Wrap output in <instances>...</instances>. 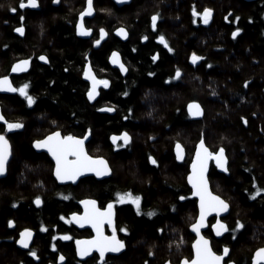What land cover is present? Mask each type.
Segmentation results:
<instances>
[{
    "label": "trees",
    "instance_id": "trees-1",
    "mask_svg": "<svg viewBox=\"0 0 264 264\" xmlns=\"http://www.w3.org/2000/svg\"><path fill=\"white\" fill-rule=\"evenodd\" d=\"M42 1L43 8L32 14L24 40H20L11 33V25L2 23L11 19L9 11L16 0H0V73L17 46L20 50L24 46L27 51L44 48L50 60V67L29 72L32 95L36 97L32 108H27L23 97L0 96L5 119L24 124L15 132H7L13 156L6 177L0 180V236L24 226L41 230L43 224L50 230L57 213L65 211L66 206L54 203L51 195L49 164L31 148L32 141L51 131L54 121L56 127L74 135L90 130L92 142L89 145L93 148L90 151L95 156L110 152L108 133L116 132L121 126H132L130 120L122 124L117 115L98 113V104L104 103L106 96L102 95L100 103L94 105L84 96L85 87L76 70L81 64L79 50L85 44L73 38L66 24L70 13L63 4L70 0H60L58 7L50 5L52 0ZM132 6L126 18L135 28L146 24V9L154 13L157 8L169 30L165 38L177 57L185 56L189 60L195 53L201 59L193 68L188 66L181 80L184 84L172 88L163 86L160 79L171 71L176 59L163 54L157 63L160 72L148 79L142 67L150 64L147 59L150 40L140 44L137 37L133 38L138 39V51L130 59L142 61L139 68L143 73H138L139 87L132 88L130 95L116 105L121 110L132 109L137 116L133 121L137 119L139 124L131 127L134 132L130 152L120 151L111 157L114 173L110 179L95 183L97 189L93 191L106 196L112 189L118 192L139 189L145 196L144 213L155 209L157 214L149 220L147 215L136 218L129 208L122 210L121 222L128 226L130 238L120 264H145V261L178 264L181 259L190 257L193 237L188 228L195 220L196 208L189 201L181 203L178 197L187 199L190 194L184 182L190 161L189 147L202 136L211 150L217 151L222 146L226 151L228 172L218 174L210 165L208 178L210 188L229 203L231 210L223 220L230 230L222 239L215 241L210 231L206 236L215 252L219 253L227 245L235 264H251L255 250L264 247V192L250 198L258 188L264 189V0L255 3L149 0L145 10L135 4ZM201 7L214 10L213 22L208 28L196 29L190 25L189 12L191 8ZM224 16H228L229 24L223 26L220 22ZM237 27L242 31L233 40L230 34ZM245 81H248L247 87ZM213 89L216 95H212ZM146 92L150 93L148 97H145ZM189 100L200 104L204 113L202 119L193 121L188 116L185 101ZM3 130L0 127V131ZM174 142L185 147L187 164L179 165L174 161L171 154ZM147 154L158 161L157 168L149 166ZM36 196L42 198L41 208L32 205ZM170 202L176 206V211L172 210ZM188 209L190 214L186 212ZM10 219L15 221L11 231L7 229ZM237 220L245 227L233 233L231 229L235 228ZM38 239L44 248L46 240L43 236ZM180 241L177 248L176 243ZM18 256L13 246L0 238V264H19Z\"/></svg>",
    "mask_w": 264,
    "mask_h": 264
},
{
    "label": "flooded vegetation",
    "instance_id": "flooded-vegetation-1",
    "mask_svg": "<svg viewBox=\"0 0 264 264\" xmlns=\"http://www.w3.org/2000/svg\"><path fill=\"white\" fill-rule=\"evenodd\" d=\"M149 0H130V2L128 4H124L121 7L117 6V4L115 3V1L113 0H93V6H94V14L91 18H83V23H84V27L86 28H91L92 29V33L90 38L84 39L81 35H78L76 32V28H75V24L79 18V14L81 11L84 10V8L86 7V0H80V2L78 0H73V1H68L67 3L63 4L64 6H66V9H68L69 13H70V17L67 19L66 24L70 27L71 31H72V36L73 38L78 42H81L85 45L82 46V48H80L79 52H81L82 56H81V61L79 64L78 69L76 70V73L80 79V81L82 82V84L84 85V96L87 99L86 96V92L87 89L89 87V83L85 80L84 76H83V68L85 66V64L87 63H91L92 65V69L95 72V74L99 77V78H106L110 81V86L108 88H103V86L100 87L99 89V94H98V98L96 99V101H88V103L90 105H94V104H98L101 101V96L103 95L105 97V102L104 103H100L98 104V108L97 111L99 114H103L105 116H114L117 115L118 116V120H120V122L123 124L126 122V120H130V122H132V126L134 127L135 125L138 126V121L137 119L133 121V119L137 118V116L133 115V111L131 113H129V110H121L119 109V105L118 104L119 101L127 98L130 93L132 92V90L135 87H139L137 81V77H138V73H143L144 75L149 79L152 78L153 75L155 74V72L159 73V67L157 66V63L160 61L159 58L162 57L163 54H166L168 57L172 56L174 57V59H176V63L174 65H172L171 67V71L166 72L160 79L161 85L163 86H170L175 87L177 85L181 86L182 84H184V81L182 80V76L184 75V73H187V68L188 66H190L191 68H193L198 62L199 60L193 64L190 57L188 58L189 60L185 59V56L183 57H177L176 53L174 52V49L172 52H169L167 50V48L164 47L163 44H161L158 40L157 37L160 34H163L165 36L166 32H168L169 30L164 26V18L163 16H161L160 14V19L158 20V28L156 31H153L152 27H151V16L154 13H160V11L156 8L154 13H150L148 12V10L146 9V15L145 17L146 19V24L144 25V27H134L130 20H128L126 17L127 15H130L129 13V9L130 7H133L132 5H136V6H141L142 10H145L146 4L148 3ZM257 1V0H255ZM20 3L21 0H16L15 4H13L12 9L15 8L16 11H12V9L9 11V20H4L2 23L3 25H11V33L17 37L20 40H24V37L26 35V33L24 32L23 36H19L17 33H15L14 28L20 26L21 24H23L25 31L29 26V23L31 22V20H33L32 14L36 13L37 11H40L43 8V1L42 0H38V4L39 7H37L36 9H31L29 7H24V8H20ZM60 3V0L58 3H53V0L50 2V5L52 7H58ZM245 3V2H244ZM25 4H26V0H25ZM45 4H48L47 1L45 2ZM202 8V7H201ZM101 9H111V13L106 12V11H101ZM205 8H191L189 15L192 16L191 19V26H193L196 29L202 28V27H210L212 22H213V17H214V10L212 9V17L209 20V23L207 25H205L202 22V13L204 11ZM137 10V9H136ZM195 11L196 15L193 14V12ZM137 15H140V13H138ZM23 16L24 20L21 21L20 17ZM228 16H224L222 18V22H220V24L224 25H228L229 22L227 20ZM124 26L126 27L127 31H128V36H127V40L126 41H122L120 40L119 36L116 33V29ZM181 29L184 28V26L180 25ZM216 26H219L216 24ZM235 26V24H234ZM103 27L106 29V31L108 32V35L101 40V44L96 47V45L93 44V41L95 39H99L100 38V33H99V29ZM143 36H147L148 39L147 40H142L141 37ZM134 37H137L140 41V44H145L148 42V40H150L151 43V51H149L148 54V60L150 62L149 66H144L142 67V71H140L139 65H141L140 62L142 61H133L132 59H130V56H136L137 54V41L138 39H133ZM167 40V39H166ZM127 43H129L127 45V47L125 48L124 45H126ZM26 44V43H25ZM24 43L22 45H25ZM18 47V46H17ZM16 47V48H17ZM14 48L12 49V51L10 52V57L8 62L6 63V65L4 66V68L2 69L0 76L3 75H7L9 76L10 80L13 83L14 87H19L22 84H29V92L32 95L33 93V88L31 87V79L29 76V72L32 70H36L37 72L40 71V69H42V67L48 66L50 67V60L48 57V53L47 50L44 48H39V50H35V49H29V51H27L25 49L24 46H22V49L20 50V48ZM135 48V51H133V49ZM113 51H117L120 54V59L122 60V62L126 65L128 71L121 73L120 69L118 67V65H113L110 62L109 57L111 56V53ZM87 54V56L85 55ZM40 55H45L48 58V62L45 61H41L39 60V56ZM153 55H157L158 58L153 61L152 57ZM25 58H31L30 59V64L29 66V70L23 73H20L18 75H12L11 74V67L12 65L17 62L18 60L21 59H25ZM177 68L180 69L181 71V77L180 78H174L175 77V73ZM101 69H103V71H101ZM149 73H153V75H149ZM166 81H168L166 83ZM133 88V89H132ZM127 91L128 95L124 96L122 95L123 92ZM12 96H17L18 98L21 97L18 93H14ZM193 101H185V111L187 113V105ZM196 102V101H194ZM36 104V102L34 103ZM34 104L29 107L28 105L27 108L30 109L34 106ZM107 107H114V112L113 113H100L99 110L103 109V108H107ZM1 108V105H0ZM119 109V110H118ZM2 111V108H1ZM2 115H3V111H2ZM4 116V115H3ZM188 116L190 117V115L188 114ZM125 117H128L127 119H125ZM191 118V117H190ZM192 119V118H191ZM134 125V126H133ZM1 130L4 129V127L0 126ZM128 128V127H122L119 128L116 132H110L108 133V143L110 146V152H104L103 151V155H98L99 157H104L107 161L108 164L111 168V173L110 176L108 178L105 179H97L95 177V175H88L85 177H81L77 180V182H75L74 184L69 182L66 184L63 183H59L55 176H54V163H52V161L49 159L48 155L46 153H40L34 150L33 148V143L31 145V148L34 150L35 153L37 154H41L45 161L49 164V168H48V174H49V179L51 181V195L54 198V203L56 202H61L64 204V206H66L64 213L58 212L56 215V222L53 223L51 225V229L47 231H42V230H34L28 226H24L20 229H18L17 231H15L14 233L11 234H5L3 236H0V238L2 239V242H6V244H9L11 246H13L15 252H18L20 256H18V260L17 262L19 264H21V261H23V264H56L57 261V257L60 254H63L65 256V261L63 262V264H101L100 261V257H99V253L96 250H93L92 252L89 253L88 256L86 257H79L76 255V245H75V240L76 239H81V240H86V239H90L91 237L95 236V231L94 229L91 227V225L88 224H84V225H80L77 224L76 222H74V219L72 217V213H83L84 211V206L80 203L81 200H85V199H94L97 202V207L103 209L107 206V204L110 201H115L116 200V193L118 192L117 189H112L111 194L110 195H103V194H98L97 192H94L93 190L97 189V186L94 185L95 183H99L101 181H105L110 179L111 175L114 173V167L111 160V157L115 154L118 153L120 151H129V148L132 146L133 143V138H132V134L134 132V128ZM57 130H61L63 132V134L67 135L70 132L64 131L62 130V128L60 127H56V123L53 124L51 131L48 132L47 134H45L43 137L47 136L48 134H50L53 131H57ZM16 130H12L9 132H15ZM127 131L129 133V135L131 136V142L128 145H124L123 141L121 139H119L117 141L116 144H113L111 142V137L112 136H116L119 137L123 132ZM72 134V133H71ZM85 134H87L89 136L88 138V142L85 145V149L88 152L89 155L96 157L95 155H92L91 152L93 151V148L90 147V143L92 142L91 137L92 134L90 131H86V133L84 134H75L77 136H85ZM42 137V138H43ZM8 138V137H7ZM41 138V139H42ZM10 142V141H9ZM33 142V141H32ZM177 142L171 143V154L172 157L174 158V161L181 165V164H187V159L188 157L186 156V152H185V157L186 159L184 160V162L182 163H178L176 158L174 157V145ZM11 144V143H10ZM117 145H120L119 147H117ZM11 149H12V144H11ZM92 150V151H90ZM13 156V154H12ZM150 155L147 154V159ZM12 159V158H11ZM11 162V161H10ZM190 161L187 164V167L189 166ZM148 164L150 167H154L157 168V165H153L149 159H148ZM9 167V165H8ZM189 168L186 171V174L184 176V179L186 178V175L188 174ZM8 172V170H7ZM7 175V173H6ZM5 175V176H6ZM4 179V178H3ZM2 180V179H0ZM89 181L90 183L86 184L85 182ZM93 182V183H92ZM186 188L189 189V187L186 184V179L184 180ZM131 191L134 195H140L142 197L141 199V215H137V211L136 208L130 204V203H115L114 204V208H113V222H114V226L117 230V237L119 239H122L125 241L126 247L124 248V250L119 253V254H112L113 252H106L105 253V258H104V264H120L123 259H122V255L124 254V252L126 251V249L128 248L127 245L129 244V231L127 233L124 232H120L119 228L127 226L124 223L121 222V213L122 210H124L125 208H129L132 211V214H134L136 216V218H142L145 217V214H143L146 211V207L144 206L143 200H144V193H142L139 189L138 190H133L132 189H124L121 190V192H129ZM57 193H63L64 195H69V199L65 200L62 198V196L57 195ZM180 197V196H179ZM178 197V201H180L181 203L184 202H191V204L195 205V210L196 213L197 212V207H196V201L192 198V193L190 190V194L189 196H187V199L184 200H180ZM34 201V200H33ZM34 208H41L42 204L40 206H36L34 203L32 204ZM173 203H170V207L172 208ZM191 212V210H190ZM64 216L65 219L61 220L60 217ZM197 217V216H196ZM146 218H148L146 216ZM153 217H149L148 219L151 220ZM196 219V218H195ZM195 221V220H194ZM193 221V222H194ZM223 221V219H222ZM191 222V224L193 223ZM224 222V221H223ZM214 223V219H211L208 223V229L204 232V236L206 238H208L206 236V232L210 231V233H212L211 231V225ZM225 223V222H224ZM226 224V223H225ZM24 228H30L33 231V238L31 239L32 243L29 246V248L27 249H20L17 244L15 243V240L19 238V233L21 230H23ZM128 228V226H127ZM7 229L9 231L14 230V226L12 228L9 227V225H7ZM103 231L105 235H112L113 232V227L109 226L107 223L104 224L103 226ZM63 234H69L70 236L73 237V239L71 240H63L61 238V236ZM213 234V233H212ZM192 235V234H191ZM44 237V240H46L45 242V247H42L41 241L38 239L39 237ZM56 236L57 239L53 240L52 237ZM192 237L194 238V236L192 235ZM209 239V238H208ZM213 239H215V241H220L217 240L214 237L213 234ZM193 240V239H192ZM210 240V239H209ZM52 244L56 245L57 250L54 251L51 247ZM210 244H211V240H210ZM191 245V243H190ZM212 246V244H211ZM222 250L217 254L222 253ZM30 249H36L37 251V256L39 257V259H35L32 256H30L28 253L30 251ZM213 249V247H212ZM214 251V250H213ZM215 252V251H214ZM192 254V249L190 247V257ZM253 257V256H252ZM185 259V258H184ZM182 260V259H181ZM180 260V261H181ZM179 261V263H180ZM230 260L229 259H225L223 264H228ZM170 263V262H168ZM178 263V264H179ZM232 263L234 264V262L232 261ZM172 264V263H170ZM251 264H252V259H251Z\"/></svg>",
    "mask_w": 264,
    "mask_h": 264
},
{
    "label": "snow or ice",
    "instance_id": "snow-or-ice-1",
    "mask_svg": "<svg viewBox=\"0 0 264 264\" xmlns=\"http://www.w3.org/2000/svg\"><path fill=\"white\" fill-rule=\"evenodd\" d=\"M59 0H53V3H58ZM125 0H117V3H123ZM27 6H31L33 8L39 7L38 0H21L20 8H24ZM12 11H16L15 8ZM94 11L93 0H86V7L83 11L80 12L79 18L75 24L76 32L78 35L87 36L92 33L91 28L84 27L83 18L86 15H92ZM101 11H106L111 13V9H101ZM196 15L195 11L193 12ZM212 9L205 8L202 15V22L207 25L211 18ZM21 21L24 20V17H20ZM160 19V13H154L150 20H151V27L153 31H156L158 28V20ZM14 31L20 35H23L25 32V28L23 24L14 28ZM43 32V28H41ZM242 30L237 27L232 32V37L236 38L237 35ZM100 38L95 39L93 44L99 46L101 44V40H103L107 35L108 32L105 28L101 27L99 29ZM116 33L123 38H127L128 31L126 27L121 26L116 29ZM142 40H147V36L141 37ZM157 40L164 45L165 48L169 52H172L173 49L169 47L168 42L163 34H160L157 37ZM7 47V45H5ZM135 51V48L133 49ZM87 56V54H85ZM158 58L157 55H153L152 59L155 61ZM31 58H25L18 60L15 62L12 67V72H20L26 68L30 64ZM111 63L113 65H118L120 72L124 73L127 72L128 69L126 65L120 59V54L117 51H113L111 56L109 57ZM193 64H195L198 60L201 59L197 54L193 53L190 57ZM39 60L48 62V58L45 55H40ZM211 67V65H209ZM67 70V69H66ZM103 71V69H101ZM149 75H153V73H149ZM83 76L90 81V85L87 89L86 96L88 101H93L97 95L99 94V89L101 86L103 88H108L110 86V81L106 78H99L92 69L91 63L85 64L83 68ZM181 71L177 68L175 77L180 78ZM168 81H166L167 83ZM244 86H248V81L244 82ZM0 91H9L18 93L21 97H23L29 107H31L36 102V97L30 94L29 92V84L25 83L21 86L14 87L12 81L9 79V76L3 75L0 76ZM122 95L127 96L128 92L125 91ZM150 95L149 92L145 93V97ZM212 95H216L215 89L212 90ZM189 112L194 116L202 115V109L199 103L197 102H190L188 104ZM195 109V111H193ZM101 111H114V107H107L106 109H100ZM133 110L129 109V113ZM148 115L151 116L152 112L149 111ZM128 117H125L127 119ZM243 119V118H242ZM0 121H3L5 127L3 131H0V176H3L7 173L8 165L10 163V158L12 156V149L7 138V132L12 130L21 129L24 127L22 122H9L5 119V117L0 114ZM55 123V121L53 122ZM245 123L247 121L245 120ZM90 131V130H89ZM85 136H77L74 134H63L61 130L53 131L47 136L43 137L42 139L34 140L33 147L36 149H46L47 152L51 155L53 160L55 161L54 167V176L57 181H76L82 174L84 173H94L97 177H102L105 174L111 172V168L108 164V161L104 157L99 156H91L85 149ZM118 138L116 136L112 137L113 143L116 142ZM119 139H122L124 145H128L131 142V136L127 131L123 132ZM120 145H117L119 147ZM175 152H176V160L180 161L183 160L182 155V146L179 142L175 144ZM149 161L153 165H158V161L152 157L151 155L148 157ZM212 159L215 161V164L218 168L222 169L224 172H228L227 167V157L226 151L224 147H220L217 151L213 152L208 149L203 139V136L200 142L196 146L195 157L191 163V172L189 173L187 180L188 183L192 186V194L199 199V216L195 219V222L190 225V227L196 232L197 240L193 243L192 247L194 249V255L191 258H185L181 261V264H221L224 256L229 254V248L227 245L224 246L222 253L217 254L213 251L212 247L210 246V241L206 239L203 235L200 234V229L204 225L206 218L209 213H216L219 216L220 213L227 211L230 207L229 203L222 199L219 195L213 194L212 191L209 189V182L205 176L207 171L208 161ZM260 192H264V189L258 188L255 193L252 194L250 198H255L259 195ZM57 195L62 196L63 199H69V195H64L63 193H57ZM141 199L140 195H134L131 191L129 192H117L116 193V200L110 201L107 206L103 209L97 207V202L94 199H85L81 200L80 203L84 206L83 213H72V217L77 224L84 225L88 224L95 231V236L91 237L90 239L81 240L76 239V255L83 258L89 255L94 249L99 253L101 264H104V258L106 252H113L118 253L121 252L126 247L125 241L119 239L117 237V230L114 226L113 222V208L115 203H130L132 204L137 211V215H141ZM180 200H184V196L179 197ZM33 203L37 206H40L43 201L40 196H36L34 198ZM13 207H16V204H13ZM173 211H176V206L173 205ZM148 217L155 216L156 210H149L147 213H143ZM61 220L65 219L62 215L60 217ZM107 223L109 226L113 227L112 235L108 236L104 234L103 226ZM15 221L10 219L8 221L9 227H13ZM244 224L237 220L235 228L231 229L233 233L237 230L244 228ZM213 230L217 236H221L222 233L229 231V227L222 222L220 219H217L216 223L212 225ZM41 230L47 231V228L41 224ZM120 232L127 233L129 229L127 226L119 228ZM157 231H163V229H158ZM175 231V229H173ZM32 230L30 228H24L19 233V238L15 240V243L22 246L23 248H29V241L32 238ZM61 238L65 241L73 239L72 236L69 234H63ZM53 240H56L57 237L53 236ZM176 243V242H174ZM179 243H176V247H180ZM54 251L57 250L56 245H51ZM35 259H39L37 256L36 249H30L29 253ZM152 253L149 252V255ZM65 261V256L60 254L57 257L56 264H63ZM23 264V261H21ZM145 264H148L145 261ZM228 264H232L231 261ZM252 264H264V247L258 248L253 255Z\"/></svg>",
    "mask_w": 264,
    "mask_h": 264
},
{
    "label": "water",
    "instance_id": "water-1",
    "mask_svg": "<svg viewBox=\"0 0 264 264\" xmlns=\"http://www.w3.org/2000/svg\"><path fill=\"white\" fill-rule=\"evenodd\" d=\"M113 1H115V3L117 4V6H119V7H121L122 5H124V4H128L129 2H130V0H125V2H123V3H117V0H113ZM240 1H242V2H247V3H255L256 1L255 0H240ZM26 7H29V8H31V9H36V8H33V7H31V6H27L26 5ZM25 7V8H26ZM204 12V11H203ZM93 14H94V11H93V13H92V15H86L84 18H91L92 16H93ZM211 17H212V14H211ZM16 33V32H15ZM18 34V33H17ZM19 36H23V35H20V34H18ZM118 35V34H117ZM82 36V35H81ZM90 36H91V34L90 35H87V36H82L84 39H87V38H90ZM119 36V38H120V40H122V41H126L127 40V38H123V37H121L120 35H118ZM96 47H98V46H96ZM111 62V61H110ZM29 70V66H26V68L24 69V70H22V71H20V72H12L11 71V74L12 75H18V74H20V73H23V72H26V71H28ZM85 78V77H84ZM10 79V78H9ZM85 80L89 83V85H90V81L87 79V78H85ZM14 94V92H9V91H0V96H3V97H8V96H12ZM98 98V95H97V97L93 100V101H96V99ZM198 103V102H197ZM188 106V105H187ZM103 109H106V108H103ZM187 109V113L190 115V117L195 121V120H199L202 116H203V113H202V115H200V116H194V115H192L190 112H189V110H188V107L186 108ZM202 109V108H201ZM193 111H195V109H193ZM99 112L100 113H105V114H107V113H113L114 111H112V112H108V111H101V110H99ZM0 114H2V111H1V108H0ZM0 126H2V127H4L5 125H4V123H3V121H0ZM121 136V135H120ZM119 136V137H120ZM113 137V136H112ZM112 137H111V142L113 143V140H112ZM119 137H117L118 139L116 140V142L115 143H113V144H116L117 143V141L119 140ZM88 138H89V136L88 135H86V139H85V145H86V143L88 142ZM122 140V139H121ZM200 141H198L197 143H196V145L195 146H197V144L199 143ZM11 145V144H10ZM207 146V145H206ZM208 147V146H207ZM34 148V147H33ZM208 149L210 150V148L208 147ZM34 150L35 151H37V152H40V153H46L47 155H48V157H49V159L52 161V163H54V166H55V161L53 160V158L51 157V155L47 152V150L46 149H36V148H34ZM195 152H196V147H195V150H194V152H193V155H192V159H191V161H190V163H189V166H188V168H189V171H188V174L186 175V184H187V186L189 187V189L191 190V193H192V186H191V184H189L188 183V180H187V177H188V175H189V173L191 172V163H192V160H193V158L195 157ZM182 155H183V160H180V161H177L178 163H182V162H184V160L186 159V157H185V150H184V147H182ZM176 156V152H175V145H174V157ZM227 157V156H226ZM11 158H12V156H11ZM11 158H10V161H11ZM210 165H212L213 167H215V169H216V171H217V173L218 174H222V175H225L227 172H224L222 169H220V168H218L217 166H216V164H215V161L214 160H212V159H210L209 161H208V165H207V171H206V173H205V176H206V178L208 179V182H209V178H208V176H209V172H210ZM227 167L229 168V166H228V158H227ZM111 173V172H110ZM110 173H108V174H105L104 176H102V177H97L94 173H84V174H82L79 178H81V177H85V176H88V175H95V177L99 180V179H105V178H108L109 176H110ZM6 175V174H5ZM5 175H3V176H0V179H3V178H5L6 176ZM78 178V179H79ZM77 179V180H78ZM77 180L76 181H63V182H61V181H58L59 183H63V184H66V183H69V182H71V183H75V182H77ZM208 186H209V189H210V191H212V189L210 188V182H209V184H208ZM213 192V191H212ZM213 194H215L214 192H213ZM216 195V194H215ZM192 198L196 201V207H197V217L199 216V199H198V197H196V196H194L193 194H192ZM37 206V205H36ZM230 212H231V210H230V207H229V209L227 210V211H225V212H223V213H220L219 214V216H217V214L216 213H209L208 214V216H207V218H206V221H205V223H204V225L201 227V229H200V234L201 235H203L204 236V232L208 229V223H209V221L211 220V219H214V223L213 224H215L216 223V221H217V219H222V218H226V217H228L229 215H230ZM196 217V218H197ZM74 222H75V220H74ZM195 222V221H194ZM193 222V223H194ZM223 222V221H222ZM212 224V225H213ZM212 225H211V231H212V233L214 234V237L217 239V240H220V239H222V237L224 236V234H225V232L224 233H222V235L221 236H217L216 234H215V231L213 230V228H212ZM10 228H12V227H10ZM189 232H190V234H192L193 236H194V241L192 242V244L191 245H193V243L197 240V234H196V232L191 228V227H189ZM32 233H33V231H32ZM205 237V236H204ZM32 238H33V234H32ZM31 238V239H32ZM206 238V237H205ZM206 239H208V238H206ZM209 240V239H208ZM210 241V240H209ZM31 243H32V241L30 240L29 241V246L31 245ZM17 246L20 248V249H26V248H23L22 246H20V245H18L17 244ZM210 246H211V244H210ZM212 247V246H211ZM191 249H192V254H191V256H193L194 255V249H193V247L191 246ZM95 250V249H94ZM124 250V249H123ZM123 250H121V252L123 251ZM121 252H119V253H121ZM255 252H256V250H255ZM254 252V253H255ZM119 253H112V254H119ZM254 255V254H253ZM229 256V254L227 255V256H224V258H223V260H222V262H221V264H223V262H224V260L227 258ZM253 258V257H252ZM183 260V259H182ZM181 260V261H182ZM181 261H180V263L179 264H181ZM168 264H170V263H168ZM233 264V263H232Z\"/></svg>",
    "mask_w": 264,
    "mask_h": 264
},
{
    "label": "rangeland",
    "instance_id": "rangeland-1",
    "mask_svg": "<svg viewBox=\"0 0 264 264\" xmlns=\"http://www.w3.org/2000/svg\"><path fill=\"white\" fill-rule=\"evenodd\" d=\"M203 8H209V7H203ZM201 9H202V8H201ZM210 9H211V8H210ZM231 34H232V33H231ZM231 34H230V35H231ZM231 39L234 40L235 38H233L232 35H231ZM148 111H149V110H148ZM150 111H151V110H150ZM202 113H203V111H202ZM203 115H204V113H203ZM202 117H203V116H202ZM202 117H201L200 119H202ZM200 119H199V120H200ZM192 120H193V119H192ZM193 121H194V120H193ZM200 140H201V139H199V141H200ZM196 142H198V141L196 140ZM205 144H206V143H205ZM195 145H196V143L194 142L193 144L191 143V145H190L191 147H189V149H190V151H189V152H190V153H189V154H190V161H191V159H192V155H193V152H194L195 147H196ZM207 146H208V145H207ZM182 147H184V146L182 145ZM208 147H209V146H208ZM209 148H210V147H209ZM184 150H185V152H186L185 147H184ZM210 151H213V150L210 149ZM213 152H215V151H213ZM191 153H192V154H191ZM101 154L103 155V153H101ZM227 158H228V157H227ZM228 169H229V168H228ZM185 174H186V173H185ZM209 182H210V179H209ZM212 191H213V190H212ZM213 192H214V191H213ZM214 193H215V192H214ZM215 194H216V193H215ZM216 195H218V194H216ZM220 197H221V196H220ZM221 198H222V197H221ZM222 199H223V198H222ZM224 200H225V199H224ZM225 201H226V200H225ZM226 202H227V201H226ZM170 203H171V202H170ZM186 212H187V214H190V213H191V212H190V209H188ZM196 216H197V213H196ZM196 216H195V218H196ZM226 218H227V217H226ZM222 219L224 220L225 218H222ZM222 219H221V221H222ZM191 221H192V220H191ZM193 221H194V220H193ZM193 221H192V222H193ZM256 250H257V249H256ZM230 256H231V255L229 254V256L227 257V259H229V260L232 262V258H231ZM234 264H235V263H234Z\"/></svg>",
    "mask_w": 264,
    "mask_h": 264
},
{
    "label": "bare ground",
    "instance_id": "bare-ground-1",
    "mask_svg": "<svg viewBox=\"0 0 264 264\" xmlns=\"http://www.w3.org/2000/svg\"><path fill=\"white\" fill-rule=\"evenodd\" d=\"M199 141V140H198ZM197 143V142H196ZM181 145V144H180ZM182 146V145H181ZM138 170V169H137ZM138 171H140V170H138ZM191 225V224H190ZM190 227V226H189ZM188 232H189V228H188ZM190 233V232H189ZM194 239L195 238H193V240L191 241V244H192V242L194 241ZM192 246V245H191Z\"/></svg>",
    "mask_w": 264,
    "mask_h": 264
}]
</instances>
